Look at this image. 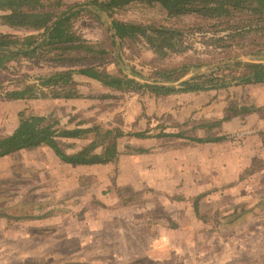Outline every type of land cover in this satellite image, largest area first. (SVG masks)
<instances>
[{"label": "rangeland", "instance_id": "374dc122", "mask_svg": "<svg viewBox=\"0 0 264 264\" xmlns=\"http://www.w3.org/2000/svg\"><path fill=\"white\" fill-rule=\"evenodd\" d=\"M40 1L42 10H52L56 14L76 9L69 23L77 35L92 44L90 48L105 51L100 59V68L140 82L147 81V78L150 81L152 65L173 66L185 59L208 63L190 70L184 77L187 78L208 68L214 69L216 74L223 73L222 69L227 73V60H259L264 54L260 50L256 52L262 38L249 35L230 40L224 36L225 32H213L210 20L189 14L179 17V22L204 23L202 32L185 33L180 39L168 41L163 36L153 40L154 35L148 34L123 41L112 39L110 21L114 18L138 23L159 19L162 23L175 24L177 20L167 19L157 2H132L109 14L74 6L90 0H57L58 6L52 4L53 0ZM36 32L29 27H10L0 20L2 34L22 37ZM219 36L224 39L214 40ZM223 42L230 46L218 45ZM51 56L52 51L43 49L39 57L19 56L0 67V136L17 126V115L22 109L67 128L78 123H97L103 127H120L123 132L145 130L149 137L124 135L118 140L120 160L145 164L153 159L165 175L158 189L135 183H119L116 186L115 181L122 182L116 168H112L113 171L107 175L105 170L94 172L88 168L83 174L102 177L103 186H100V178L95 182L85 180L78 185L68 181L69 177L78 173L58 165L56 155L46 146L0 158V180H3L0 183V206L8 207V212L14 216L12 219L0 217V264H111L110 256L117 250L125 254L122 248L114 246L119 239H125L119 238L112 229L126 226L130 223L127 219H108L102 231L89 230L86 223L87 227L82 226L76 237L68 239L62 230L45 228L49 224L42 221L43 218L31 217L56 207L61 210L76 209L80 197L84 200L82 207L89 211L90 217H94L93 207L100 204L96 198L100 190L108 206L118 207L113 195L118 194L123 205L126 208L135 207V211L144 206L146 194L155 198V194L171 197L188 193L186 198L175 199L182 205V210L176 213L183 217L184 224L189 222L184 215L186 205L193 212L197 208L194 215L198 217L199 225L192 235L199 241L200 258L193 264H264V83L230 84L227 88L188 92L193 95L188 94L175 101L160 98L153 102L147 93L115 91L85 76L74 75L73 84L64 89L51 91L43 88L48 94L45 98H4L5 90L27 82L38 83L40 77L60 69L59 64L49 60ZM178 109L184 113L176 115ZM189 109L193 111H187ZM243 109L246 110L241 112ZM234 112L238 113L234 115ZM212 115L215 118L212 119ZM225 116L230 118L222 120ZM233 117H239L241 121L226 126V121ZM222 123L225 126H221ZM243 129L248 138L245 154L248 164L237 168V171L228 160L243 156L238 145L232 144L233 140L245 134ZM196 131L199 137L209 134L223 136V139L200 143L194 139ZM255 139L260 147L257 156L252 148L256 144ZM63 141V144L66 143ZM69 142L76 145L67 147V151L77 149L88 140L77 138ZM153 153L154 156L148 155ZM130 168L128 164L124 167L125 178L127 176L129 180L135 178ZM145 173L140 171L139 175L145 178ZM172 173H176L175 177L182 174L183 183L174 184L167 179ZM53 195H58L60 200H54ZM37 203L43 204L42 209L34 208ZM152 203L155 201L152 200ZM129 211L132 213V210ZM155 211L159 212L160 208ZM169 217L163 216L162 219L167 221L168 218L169 222ZM59 219L60 223L65 220L63 216ZM132 219L140 222L136 225L145 224L141 211H136ZM121 234L123 236L124 233ZM182 234L184 238L191 235L186 231ZM156 236V231H143L139 238L154 239ZM78 241L83 243L79 249ZM190 262L184 259V264Z\"/></svg>", "mask_w": 264, "mask_h": 264}, {"label": "trees", "instance_id": "16d2710c", "mask_svg": "<svg viewBox=\"0 0 264 264\" xmlns=\"http://www.w3.org/2000/svg\"><path fill=\"white\" fill-rule=\"evenodd\" d=\"M52 2L54 6H58L57 0ZM132 2L148 4L157 2L166 13V18L176 19L177 22L169 25L162 23L159 19L149 23H138L114 18L110 21L112 39L117 38L123 41L137 35L148 34L154 35L153 40H155L154 37L163 36L168 41L172 38L180 39L185 33L202 32L204 23L202 25L201 23L179 22V17L189 14L210 20L213 32H225L224 36L230 40L237 36L249 35L262 38L263 41L259 43L256 52L260 50L264 53V0H90L74 6L77 9L89 7L95 12L112 14ZM42 7L40 0H0V20L3 24L10 27H29L38 31L22 37L0 33V67L4 66L6 61L19 56L39 57L43 49L52 51L49 60L61 66L60 69L40 77L38 83L27 82L5 90V99L45 98L48 94L44 93L43 88L51 91L56 88L64 89L73 84L74 75L85 76L115 91L132 90L152 96L227 88L230 84L264 83V54L259 60H227L228 71L231 73H226L222 69L224 74H216L214 69L208 68L207 71L197 72L184 78L190 70L208 64H202L201 60L190 62L186 59L173 66L152 65L149 73L150 81L147 78V81L140 82L120 73L112 74L100 68L102 64L100 59L103 58L105 51L103 49L93 50L90 48L93 47L92 44L72 29L69 20L75 14L76 9L69 10L60 16L63 11L56 14L52 10H42ZM222 39L224 38L219 36L214 40ZM218 45L230 46L225 42L218 43ZM237 113L234 112V115ZM17 116V126L11 132L0 136V158L21 150L46 146L60 161L68 164L116 163L119 156L118 140L122 136L149 137L145 130L123 132L120 127H103L97 123L91 125L78 123L74 127L67 128L55 122H48L42 115L27 113L23 109L18 112ZM229 118L230 116H225L222 120ZM77 138L86 139L88 142L77 149L67 151V147L76 145L69 141ZM194 139L202 143L219 141L223 139V136L215 137L207 134L201 137L195 136ZM62 140L66 143L63 144ZM0 183H3V180H0ZM42 205V203H37L34 208L42 209ZM7 209L8 207L0 206V217L14 218ZM194 209L197 213V208ZM52 210L47 209L31 217L44 218Z\"/></svg>", "mask_w": 264, "mask_h": 264}, {"label": "crops", "instance_id": "0c3cea01", "mask_svg": "<svg viewBox=\"0 0 264 264\" xmlns=\"http://www.w3.org/2000/svg\"><path fill=\"white\" fill-rule=\"evenodd\" d=\"M214 92H220L219 90H214ZM201 93V92H200ZM190 94L193 95V93H176V94H170L166 96H152L148 95V97H152L153 102L156 100H160V98H168V100L172 99L173 101L176 100V98H180L185 95ZM215 94V93H213ZM214 108V105L211 107ZM185 109V108H184ZM187 111H193L192 109H189ZM176 115H182L184 111L177 110ZM212 114H215L213 112ZM192 115V113H191ZM212 119L215 118V115H212ZM239 117H233L230 121H226V126H230V124H236V122H240ZM221 126H225L223 123ZM219 126V127H221ZM222 128V127H221ZM236 130V129H233ZM243 133L238 139L233 140L232 144L235 143L238 145V150L243 151V156L241 158L238 157L236 159H233L230 162V166L234 168H244L248 164V158L246 157V151H247V141L248 138H246V130L243 129ZM195 136H199V133H195ZM230 142V140H228ZM256 144L253 146V152L255 156L260 154L258 150H260V147H258L259 142L257 139H255ZM154 156L155 154H148ZM144 156V155H143ZM121 155L119 154L118 160L115 163H106V164H94V165H74V164H68L60 161L58 158L56 160L58 165L63 166L62 168L72 169V171H76L78 174L73 175L68 178V181H71L72 184H78L80 185L81 182L88 180L90 181H96V179L100 178V186H103V179L102 177H97V175H90L87 176L83 174L84 171L88 170L90 168L92 171L95 170H105L106 175L107 173L113 171L114 168L118 171V177L122 178V182L115 181L116 186L119 185V183H125V184H148L150 186H153L155 189H158L161 183V179L164 177V171L160 170L161 167L156 163L155 160L151 159L148 160L145 164L143 162L136 163L134 162H123L120 160ZM131 166L130 171L133 173L135 178L128 179L127 176L125 178V172L124 167ZM176 162L174 161V165ZM182 168L181 166H178ZM105 168V169H104ZM113 168V169H112ZM140 171L146 172L145 175L147 177L143 178L141 175H139ZM238 171V169H237ZM104 173V172H103ZM83 174V175H80ZM169 176L172 183L174 184H181L183 183V176L180 174L179 176H176V173H172ZM99 176V175H98ZM141 178V179H140ZM135 179V180H133ZM118 180V179H116ZM84 190V188H83ZM156 192V191H155ZM113 194V193H112ZM171 195L166 197V195H156L155 198L152 197V195L147 196V200H145V204L142 208H139V210H136L137 212L141 211L143 212V222L145 224L143 225H136V223H140L137 220H133L132 216H134L135 207L126 208L122 200L120 198V195H115L116 201L115 203L118 205L117 208H114V205L108 206V203H104V198L102 197V191L100 190L99 194L96 195L97 200L100 202L98 206L94 208L93 215L94 217H90L89 211L82 207L83 206V199L81 197L78 199V207L76 209L73 208H65V209H58L57 207L52 210V212L45 218L41 219L42 221H46V224H49L47 227L48 230L52 229L51 231L56 230H62L65 233V238H72L76 237V233H80L82 228L85 226L87 227L86 223L89 225V230L92 231H102L105 229L104 222L108 219L114 220L116 218H123L130 221V223L126 224V226H118L113 228L112 230L115 232V234L118 235L119 238L122 237V239L125 240H119L114 244L116 249L122 248L123 252L125 251V254H121L122 252L118 251L115 254H112L110 258H112L111 264H184V259L191 260V264L194 262H198L200 251L198 248H200L199 241L195 238H193L192 233L197 232L198 228V217H196L193 212V209H191L189 206L186 205L184 210V215L186 218H188L189 222L187 224H184L182 222L183 217L178 216L179 214L176 213V211L182 210V205L178 203V201L175 198L181 199L183 197H188L187 195ZM192 195V194H190ZM58 195H53L52 198L54 200H60ZM111 197V192L109 193V198ZM149 197V198H148ZM84 199L86 197H83ZM86 200V199H85ZM152 200L155 201V203H152ZM104 204L106 206L104 207ZM81 206V207H80ZM160 208L159 212H156V208ZM76 210V211H73ZM129 210H132V213H130ZM59 212H63L62 214H59ZM168 213V214H167ZM55 215V216H53ZM63 216L65 220H63V223H60V217ZM163 216H172L168 218L167 221L162 219ZM54 218V219H52ZM148 221V222H147ZM77 222V223H75ZM186 225V226H185ZM83 226V227H82ZM50 228V229H49ZM104 228V229H103ZM121 228V229H120ZM156 231L157 236L154 239H148V238H139L140 235H142L143 231ZM5 231V228H4ZM184 231L189 232L190 238L188 236L183 237ZM121 233H124L123 236ZM139 239V240H138ZM85 243V242H84ZM94 245V244H93ZM83 246V243L79 242L77 243L78 249ZM95 246V245H94ZM49 258V257H48ZM81 262V261H79ZM39 263V261H38ZM81 264V263H79ZM103 264V263H102Z\"/></svg>", "mask_w": 264, "mask_h": 264}, {"label": "water", "instance_id": "95a60500", "mask_svg": "<svg viewBox=\"0 0 264 264\" xmlns=\"http://www.w3.org/2000/svg\"><path fill=\"white\" fill-rule=\"evenodd\" d=\"M68 11H69V9H67L66 11H64L60 16L64 15V14L67 13ZM60 16H59V17H60ZM59 17H58V18H59Z\"/></svg>", "mask_w": 264, "mask_h": 264}]
</instances>
